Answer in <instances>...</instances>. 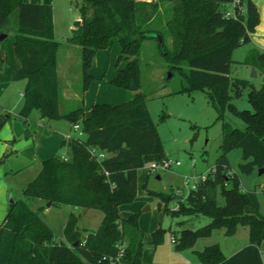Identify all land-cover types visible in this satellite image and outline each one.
<instances>
[{"label": "trees", "instance_id": "1", "mask_svg": "<svg viewBox=\"0 0 264 264\" xmlns=\"http://www.w3.org/2000/svg\"><path fill=\"white\" fill-rule=\"evenodd\" d=\"M51 1L0 0V34L13 33V54L18 61L13 81L25 82L17 115L24 125L33 110L45 120L79 125L84 139L64 138L58 151L41 161L23 196L53 206L94 209L101 212L102 218L94 231L84 234L77 228L76 216L70 214L62 229L63 242L56 240L40 219L42 206L32 210L21 200L13 201L0 224V264H143V232L137 214L122 218L118 208L134 201L137 171L146 163L163 160L162 143L140 92L118 105L93 104L88 117L81 107L59 113V43L53 37ZM234 1L81 0L79 19L73 22L67 40L80 48L82 90L92 80L88 71L94 54L109 48L116 38L120 50L117 59L126 64L108 83L137 92V55L140 42L151 31L144 28L145 22L153 17L159 3L170 5L165 27L171 48L161 50L162 55L184 80L177 93L204 92L216 120L221 122L222 141L213 170L177 202L175 210L164 209L171 217L208 219L199 229L179 230L173 237L175 250L190 249L198 239L220 229L227 237L239 227L246 228L248 234V244L227 258L217 244L194 251L199 264H262L259 246L264 241V219L258 212L256 194L240 189L238 177L229 173L226 159L231 150L239 149L243 162L238 166L240 173L247 175L254 167H264V53L252 52L243 61L244 65L257 67L263 76L261 87L250 88L246 95L251 111L238 110L232 104L246 83L229 77L231 53L250 41L259 14L251 0H236L234 16H228L223 7ZM242 5L243 14L239 11ZM225 112L240 120L244 129L225 122ZM62 152L65 159L61 158ZM95 152L105 156L98 160ZM163 233L161 228L150 233L153 247L161 242Z\"/></svg>", "mask_w": 264, "mask_h": 264}, {"label": "rangeland", "instance_id": "2", "mask_svg": "<svg viewBox=\"0 0 264 264\" xmlns=\"http://www.w3.org/2000/svg\"><path fill=\"white\" fill-rule=\"evenodd\" d=\"M80 2L81 0L51 1L53 37L59 43L56 54L60 92L59 113H67L81 107L89 116L93 104L118 105L129 101L135 93L140 92L145 96L148 116L162 143L163 160L171 161V166L167 170H149L147 168L149 163L161 162L151 161L137 171L135 207L132 213L137 214L139 228L143 232L144 264H195L197 259L194 251L201 250L211 243H216L223 255H230L232 251L247 244L246 228H238L237 234L230 237L225 236L223 230H216L209 237L197 240L190 249L175 250V244L171 240L179 230L199 229L208 223V219L203 216L190 219L182 216L171 217L164 213L165 207L168 210H175L177 202L186 196L193 181H198L200 177L213 170L220 156L222 143L221 122L216 120V113L209 105L204 92L177 93L184 86V80L176 69L170 68L162 55L161 50L171 48V40L165 27V22L171 13L170 5L159 3L153 17L145 22L144 28L151 30L148 34L160 35L161 43L159 46L156 37L145 38L140 42L137 55L140 66V88L137 92H133L113 87L108 83L126 64L124 60L117 59L120 50L116 38L112 40L109 48L94 54L88 71L92 80L82 90L80 48L67 42L72 35L73 22L79 19ZM253 2L259 3L258 0ZM239 8L243 14L244 5ZM263 51L264 42L258 43V38L254 37L231 53L229 77L246 83L241 96L231 101L238 110L251 111L246 95L250 88L257 90L263 84L261 71L257 67L244 65L243 61L250 53L262 54ZM0 56V118L3 119L5 115L11 116L10 122L0 123V221L7 211L8 203L13 202H9L8 199L11 195L12 200H21L32 210L42 206L39 212L40 219L52 230L55 239H62V228L69 216L70 207H57L51 203L46 206L47 202L24 197L23 190L39 171L41 162L36 158L29 162V166L20 170L21 157L18 154L16 159L15 152L10 150L16 151L25 143L23 136H20L21 138L16 142V130L13 127V121L18 120L16 114L22 99L23 82L12 81L11 77L15 67L12 32L0 41ZM252 70L255 76L252 75ZM30 119L36 122V111L31 112ZM223 119L237 129H244V124L228 112L224 113ZM57 121L49 122L52 131L56 134H51L50 137L58 139L61 135H66L84 139L79 125L77 129H73L72 126L69 127L68 122ZM56 124L60 126L59 129L53 128ZM9 138L15 139L14 142L9 141ZM226 159L229 173L238 177L240 189L255 192L258 212L264 219V173L259 174L260 168L257 167L247 175L240 173L238 166L243 162L239 149L231 150L226 155ZM176 162L179 164L175 165ZM262 169L264 170V167ZM141 175L143 178L138 179ZM184 178L189 181L187 186L183 183ZM159 196L168 197L169 200L163 201ZM218 200L220 204L223 203L220 197ZM77 214L78 230L84 234L94 231L102 218L101 212L94 209L78 208L75 212V215ZM183 221L182 225L178 224ZM155 228H161L164 233L161 242L153 247L150 243V233Z\"/></svg>", "mask_w": 264, "mask_h": 264}, {"label": "crops", "instance_id": "3", "mask_svg": "<svg viewBox=\"0 0 264 264\" xmlns=\"http://www.w3.org/2000/svg\"><path fill=\"white\" fill-rule=\"evenodd\" d=\"M136 1H147V2H149L150 0H136ZM251 1L253 2V0H251ZM258 2L259 3H257V2H253V3L256 6L257 11H258V14H259V23L255 27L254 32L250 34V41L254 37H256V38H258V43H259V41L260 42L261 41L264 42V0H258ZM223 8L225 9V11L229 15H230L231 12H233V6H232V4L226 5ZM4 34L7 37L8 34H10V31L7 32V33H4ZM0 58H1V56H0ZM17 68H18V61L15 58V67H14L13 73L11 75L12 81H13V75L15 74ZM56 70H57V65H56ZM22 82H23V88H24L25 82L24 81H22ZM22 101H23V99H21V102H20V106H19L18 111L21 108ZM33 111H36V110H33ZM36 112H37V120H36V122H34L33 120L30 119L31 113L28 116L26 125H24V121L17 114H16V117L18 118V120L13 121V127L16 130V133H15V137L17 139L16 142L19 141V139L21 138L20 136H23V139L25 141L24 146L21 147V148H19L18 150L13 151L12 149H10L12 152H15V154H16L15 155V158L16 159H17V155L18 154L21 157L20 158V162H19L20 163V166H21V167H19L20 170H22V169L26 168L27 166H29V164H30L29 162L34 161L36 158H39L40 162L42 160H44V159L49 158L56 151H58V148H59V145H60L61 141L64 138L68 137L66 135H61L60 138H58V139H55V137H50L51 134H55V133H54V131H52V128H51L49 122L53 123V122H58V121L57 120H45V119H42L39 116L38 111H36ZM86 117H88V115H86ZM10 118H11V116L5 115L2 120H3V122H10ZM62 121H65V120H62ZM59 127L60 126H57V124H56L53 128L59 129ZM69 127H71L70 124H69ZM15 137H10V138H15ZM14 140L15 139H10L9 141L14 142ZM51 140H52V142H51ZM7 148H8V146H7ZM3 151H4V146L1 149V154L2 155L4 154ZM40 166H41V163H40ZM139 178H143V175H141L140 177H138V179ZM8 199H9V202H10L12 200V196L9 195L8 196ZM12 201H16V200H12ZM57 207H59V206H57ZM67 207H69V206H67ZM134 207H135L134 201L132 203H130V204L120 206L118 208L120 216L122 218H125V217L129 216L130 214H132V212L134 210ZM68 209H69L68 210V212H69L68 215L73 214L74 216H76V218H77V228L79 229V227H78L79 216H78V214L75 215V212L78 210V208H72V207H70ZM5 215H6V213L3 214L2 218H1V221H0V224L2 223ZM98 225H97V227H98ZM138 227H139V224H138ZM220 230H222V229H220ZM223 234H224V231H223ZM235 234H237V231H236ZM203 239H205V238H203ZM245 239H246V242L248 244V234L246 235ZM56 240H59V241H63L64 242L63 236H62V239H56ZM150 243H151V240H150ZM212 244H216V243H211V244L205 245L204 247L209 246V245H212ZM247 244H245L242 247H239L238 249L232 251L230 253V255H223V253L222 252L221 253H222V255L225 258H227V257L231 256L232 254H234L235 252H237L238 250H240L241 248H243L244 246H246ZM259 247H260V249L263 252L261 254V260H262V264H264V241H262L260 243V246ZM201 250H195V251H201ZM142 257H143V253L141 255V261L144 264L145 262L143 261ZM195 257H196V255H195ZM196 259H197V257H196ZM182 264H184V263H182ZM195 264H199L198 259H197V263H195Z\"/></svg>", "mask_w": 264, "mask_h": 264}, {"label": "built area", "instance_id": "4", "mask_svg": "<svg viewBox=\"0 0 264 264\" xmlns=\"http://www.w3.org/2000/svg\"><path fill=\"white\" fill-rule=\"evenodd\" d=\"M237 3H238V1L235 0V1L232 3V6L235 5V4H237ZM227 15H228V16H234V13L231 12L230 15L227 13ZM72 128H73V129H77V128H78V125H73ZM66 138H69V137H66ZM60 155H61V158H62V159H65V158H66V154H65V152H62ZM95 155H96V157H97L98 160H99V159H102V158L105 156V154H104V153H101V152H95ZM178 164H179L178 162L175 163V165H178ZM170 166H171V161H169V160H162L161 162H159V163H157V164H156V163H149V164H148V169L151 170V171L156 170V169L167 170V169L170 168ZM204 178H205V176H202V177L199 178L198 181H193V183H192L191 186H190V190H194L195 187H196V185H197V183H198L199 181H203ZM188 182H189V181H188L187 178H184V179H183V183H184L185 186L188 185ZM190 190H189V191H190ZM171 241L173 242V239H172Z\"/></svg>", "mask_w": 264, "mask_h": 264}, {"label": "water", "instance_id": "5", "mask_svg": "<svg viewBox=\"0 0 264 264\" xmlns=\"http://www.w3.org/2000/svg\"><path fill=\"white\" fill-rule=\"evenodd\" d=\"M5 37H6V35H5L4 33H1V34H0V41H2ZM146 37H147V38H155V37H156L157 42H158V43H161V37H160L159 35L152 36V35L147 34ZM252 75L255 76L253 70H252ZM190 143H192V140L190 141ZM261 173H264V170H263L262 168L259 169V174H261ZM10 202H12V200H11ZM49 203H50V202H47L46 206H48Z\"/></svg>", "mask_w": 264, "mask_h": 264}]
</instances>
